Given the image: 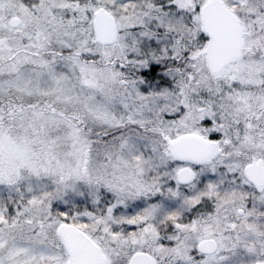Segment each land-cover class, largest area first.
<instances>
[{
  "label": "snow or ice",
  "instance_id": "1",
  "mask_svg": "<svg viewBox=\"0 0 264 264\" xmlns=\"http://www.w3.org/2000/svg\"><path fill=\"white\" fill-rule=\"evenodd\" d=\"M0 264H264V0H0Z\"/></svg>",
  "mask_w": 264,
  "mask_h": 264
}]
</instances>
